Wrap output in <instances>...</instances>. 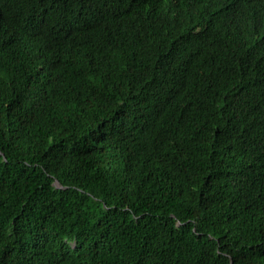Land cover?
Instances as JSON below:
<instances>
[{"label": "trees", "instance_id": "1", "mask_svg": "<svg viewBox=\"0 0 264 264\" xmlns=\"http://www.w3.org/2000/svg\"><path fill=\"white\" fill-rule=\"evenodd\" d=\"M218 1L0 0V264H264V0Z\"/></svg>", "mask_w": 264, "mask_h": 264}, {"label": "bare ground", "instance_id": "2", "mask_svg": "<svg viewBox=\"0 0 264 264\" xmlns=\"http://www.w3.org/2000/svg\"><path fill=\"white\" fill-rule=\"evenodd\" d=\"M216 1H218V0H216ZM219 2V1H218ZM232 3H233V1H231ZM221 5H224V4H226V3H224V2H219ZM236 3V2H235ZM234 3V4H235ZM237 3H238V1H237ZM210 4V7H214V5H213V3L212 2H210L209 3ZM228 5V4H227ZM231 5V4H230ZM236 5V4H235ZM233 6V5H232ZM237 7V6H236ZM238 10V9H237ZM225 36V35H224ZM231 42V41H230Z\"/></svg>", "mask_w": 264, "mask_h": 264}, {"label": "clouds", "instance_id": "3", "mask_svg": "<svg viewBox=\"0 0 264 264\" xmlns=\"http://www.w3.org/2000/svg\"><path fill=\"white\" fill-rule=\"evenodd\" d=\"M209 1H211V0H209ZM263 1V0H262ZM243 2L245 3L246 2V0H243ZM244 7H242V9H243Z\"/></svg>", "mask_w": 264, "mask_h": 264}]
</instances>
